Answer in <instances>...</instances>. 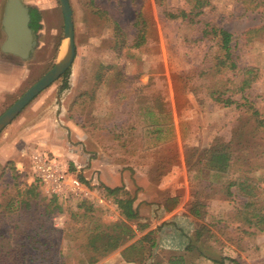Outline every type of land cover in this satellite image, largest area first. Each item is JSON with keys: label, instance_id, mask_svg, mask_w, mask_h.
<instances>
[{"label": "rangeland", "instance_id": "1", "mask_svg": "<svg viewBox=\"0 0 264 264\" xmlns=\"http://www.w3.org/2000/svg\"><path fill=\"white\" fill-rule=\"evenodd\" d=\"M23 1L44 8L41 28L33 32L36 47L30 58L4 53L1 46L6 35L2 18L7 0H0V115L54 66L65 48L62 44L64 16L58 0ZM160 2L70 0L76 57L67 79L69 87L62 90L64 77L59 78L0 133V173L8 162L15 167V170L9 167L0 178L1 264L25 262L27 258L17 256L24 250L37 256L30 264L44 263V255L54 256L57 264L65 257L71 264H76L78 252L72 250L75 248L72 245L76 244L72 243L68 249L65 234L71 215L85 212L83 204L94 208V220L102 224L118 221L117 205L100 187L101 182L94 183L95 172H84V161L78 167L67 155L74 146L84 156L85 142H89L87 145L96 158L105 163L113 162L121 170V185L124 184L131 193H137V197L143 194L141 196L148 200L144 199L142 206L147 208L144 218L149 220L150 227L136 237L152 228L151 218L162 225L160 236L173 229L179 230V223L172 225L170 217L162 220V215L155 209L166 196L177 194L185 201L186 211L193 201L205 204L203 215L190 220L191 224L195 222L196 228L186 227L189 240L196 229L203 228L204 237L197 245L202 252L211 258H238L241 264H264V230L249 229L239 215L246 198L226 193V184L239 173H206L205 177H197L196 171L188 172L185 161L194 147L203 149L218 137L231 138L233 129L247 118L241 107H226L214 101L207 92L208 80H202L197 74L207 54L220 52L215 41L199 40L202 25L210 23L233 33L238 42L239 63L255 66L259 71L257 82L244 96L262 108L264 35L250 43L244 40L245 31L264 23L261 14L246 11L237 0H211L199 17L201 22L190 24L168 20L163 14L164 8L187 12L189 6L184 0ZM139 12L148 18L149 35L144 45L132 48L136 32L134 20ZM114 22L119 23L127 34V44L121 54L113 48ZM98 75H101L99 79ZM156 95H162L170 102L171 117L159 115L154 110ZM241 96L243 94H238L235 98ZM64 120L75 124L82 135L73 133ZM157 124L163 128V133L154 132ZM84 132L89 133L86 141ZM263 136L260 133L255 141H261ZM50 146H57L58 153ZM36 151H45L63 165L66 178L59 193L48 191L38 180L31 163V156ZM175 154L176 164L169 165L164 161ZM258 164L257 169L247 174L256 180L260 202L264 204V161ZM79 175L89 182V186L80 181ZM145 182L146 187L140 185ZM159 182L168 187L159 189ZM16 183L20 189L37 185L40 196L45 199L56 196L63 211L52 214L47 220L44 215L47 200L40 199L33 200L28 208L20 204L13 212L4 211L5 200L16 193ZM231 191L235 193V187ZM92 224L85 222L84 231ZM36 235L37 239L33 241L30 236ZM38 240L48 242L52 250H57L56 255L43 253L42 256L40 250L34 249V246H40ZM116 251L96 264H102ZM183 252L161 250L158 244L155 256L161 264H170L171 256ZM187 258L188 264H215L205 257L188 255ZM117 262L112 259L107 264Z\"/></svg>", "mask_w": 264, "mask_h": 264}, {"label": "trees", "instance_id": "2", "mask_svg": "<svg viewBox=\"0 0 264 264\" xmlns=\"http://www.w3.org/2000/svg\"><path fill=\"white\" fill-rule=\"evenodd\" d=\"M158 1L160 2V0ZM184 1L189 6L187 12H175L164 8V16L168 20L186 21L190 24L200 23L201 20L199 17L203 14L205 7L211 4V0ZM237 1L243 4L246 11L259 12L264 22V0ZM91 4L95 6L93 2ZM30 17V27L33 32L38 31L41 28L40 21L42 16L40 11L37 8L30 7ZM134 27L136 32L131 47L139 48L147 42L149 35L148 18L142 12L136 15ZM260 35H264V23L245 31L244 40L250 43L260 37ZM199 40H213L220 50L219 53L207 54L197 73L202 80H208L206 86L208 94L214 101L226 107L232 105L241 107L244 113L247 114V118L242 124L233 129L231 138L218 137L203 149L194 147L191 153L187 154L185 158L186 164L188 165V172L196 171L197 177H205L204 174L206 173L219 175L239 173L236 178H232L226 184V193L228 195H241L246 198L239 215L248 225L249 229L263 231L264 204L260 202V194L256 180L248 176L247 173L257 169L256 167H258L259 161H264V136L261 137V141H255V138L260 133L264 134V107H257L254 102H251L244 96V93L257 82L259 78L258 68L255 66H244L239 63L240 54L237 51L238 42L235 41L233 33L226 28L204 23L201 28V37ZM126 44V31L119 23L114 22L113 48L121 54ZM69 74L70 69L62 75L64 77L62 90L69 87L67 80ZM100 77L101 75L97 76L98 79ZM238 94H243V96L240 99H236L235 96ZM153 101V108L159 115L171 117L172 110L170 102L166 101L162 95L154 96ZM151 114H154L153 110ZM155 123L153 122V124ZM154 132L161 134L163 133V128L157 124ZM176 157L177 154L164 161L169 165H174L176 164ZM11 164V162H8L3 168L0 173V178L9 167L15 170V167ZM79 179L81 182L87 185L89 184L82 175H79ZM15 185L16 193L5 200L3 205L4 211L13 212L20 204H24L28 208L35 199L47 200V208L44 212L47 220L52 214L63 211L62 205L58 202L57 197L53 196L49 199L41 197L37 185L32 184L24 189H20L17 183ZM100 187L105 190L107 196L113 198L114 203L117 205L120 218L117 222L108 225L102 224L94 220V208L92 206L84 207V204L83 208L85 212L81 215H71L70 224L66 229L65 240L68 249H71L69 246L72 243L76 244V246L72 245V247H75L72 250L78 252L76 264H96L108 254L135 238L139 232H144L150 227L149 220L141 216L139 205L136 204L137 193H131L124 184L111 187L101 183ZM232 187H235V193L231 191ZM180 202L181 197L179 195H168L157 204L166 212H172L178 207ZM204 207V203L193 201L188 206L187 212L194 218H200L203 215L202 209ZM83 218L84 220L87 219L90 225L93 222L92 226L87 228L86 231H84V224L87 221L84 222ZM161 229L162 225L145 232L139 239L122 251L123 258L127 261H138L142 264H161V260L158 259V256H155ZM1 236H4V234H1ZM30 237L33 241L37 239V235ZM203 237V228L196 229L190 237L183 254L171 256L168 262L170 264H188L187 256L194 255L195 258L205 257L212 259L215 264H241L238 258H211L207 256L197 246L201 243ZM38 244L42 247L34 246V249L40 250L42 256L43 253H48L49 255L54 253L56 255L57 250H52V246L48 245V242L38 240ZM17 256L18 258L20 256L21 259H27L25 262L20 260L14 264H30L29 262H33L37 258L35 254L27 250H24L23 254H18ZM47 256L44 255L42 257L46 261L44 263L40 262L41 264H57L54 256ZM60 264H71V262L65 257Z\"/></svg>", "mask_w": 264, "mask_h": 264}, {"label": "water", "instance_id": "3", "mask_svg": "<svg viewBox=\"0 0 264 264\" xmlns=\"http://www.w3.org/2000/svg\"><path fill=\"white\" fill-rule=\"evenodd\" d=\"M64 16L62 44L65 48L54 66L35 84L24 92L4 113L0 115V133L46 88L57 81L72 67L76 57L75 25L70 0H58ZM29 7L22 0H7L2 18L6 38L1 46L3 52L31 57L36 47L30 27Z\"/></svg>", "mask_w": 264, "mask_h": 264}, {"label": "crops", "instance_id": "4", "mask_svg": "<svg viewBox=\"0 0 264 264\" xmlns=\"http://www.w3.org/2000/svg\"><path fill=\"white\" fill-rule=\"evenodd\" d=\"M27 6L29 8L30 7L37 8L40 11L41 16L43 15L44 8L41 5L34 3V4H27ZM6 54H10V53H6ZM10 55L17 56L14 54H10ZM17 57H20V56H17ZM60 119L62 120V118ZM64 123L67 125L69 129H71V131H73V133L75 134L77 133L80 136L82 135L78 127L75 126V124L65 122V120H64ZM88 134H89L88 132H84V141L88 139L89 137ZM87 144L89 145V142L88 143L85 142L86 149L84 150V156L82 155V153L79 152L77 147H74V146L71 147L69 152H67V155H69L71 161H73L78 167H80V165L84 161V172L91 171V172H95L96 174V177L93 179V181H96L94 183L101 182L111 187L121 185V181H122L121 170L113 162L105 163L100 158H96L94 153L91 151V149L88 147ZM56 147L57 146H50V149L58 153L57 151H59V149ZM42 153H45V151H42ZM148 183H150V181H148ZM157 184H158L157 187L159 189H165V187H168V186H164L165 184H163L162 182H159ZM140 185L143 187H146L147 182L141 183ZM141 195L143 194H140L137 197L136 204L139 205L141 216L145 217L147 216L146 214L148 212H147V208L142 206L143 204L142 201H144L145 198H143V196ZM174 195H177V194H174ZM184 203L185 201L181 200L176 210L174 209L172 212H166L163 208L159 207L158 204L155 205L156 211L162 215L161 216L162 220L164 218L167 219L170 217L173 221L172 225H175L174 223L176 224L179 223L178 224L179 230L173 229V230L168 231L167 234L159 236L158 244L161 250L168 249V250H174V251H183L189 242L188 236L190 235V233H187L186 227H189L192 229L196 228L195 222H193L192 224L190 223V220L194 219V217L190 216L188 212L184 209ZM151 220H152V228H150V230L161 225L160 222L157 221V219L151 218ZM191 225H194V226H191ZM139 237H141V235H139ZM139 237H136L134 241H136ZM134 241L131 240L129 243H126V245L124 244L125 247L121 248L122 247L121 246L120 247L121 249L118 248L117 251L115 250L116 252L110 255L108 258H106L102 264H107L111 262L112 259L114 260L117 259L118 261L117 264H140L138 261H127L122 256V251Z\"/></svg>", "mask_w": 264, "mask_h": 264}, {"label": "built area", "instance_id": "5", "mask_svg": "<svg viewBox=\"0 0 264 264\" xmlns=\"http://www.w3.org/2000/svg\"><path fill=\"white\" fill-rule=\"evenodd\" d=\"M31 163L38 180L47 187L48 191L59 193L66 178L63 165L39 151L32 154Z\"/></svg>", "mask_w": 264, "mask_h": 264}, {"label": "flooded vegetation", "instance_id": "6", "mask_svg": "<svg viewBox=\"0 0 264 264\" xmlns=\"http://www.w3.org/2000/svg\"><path fill=\"white\" fill-rule=\"evenodd\" d=\"M29 12H30V8H29Z\"/></svg>", "mask_w": 264, "mask_h": 264}]
</instances>
